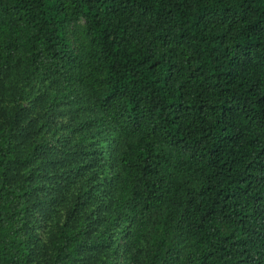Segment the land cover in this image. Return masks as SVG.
<instances>
[{
    "label": "trees",
    "instance_id": "trees-1",
    "mask_svg": "<svg viewBox=\"0 0 264 264\" xmlns=\"http://www.w3.org/2000/svg\"><path fill=\"white\" fill-rule=\"evenodd\" d=\"M0 264H264V0H0Z\"/></svg>",
    "mask_w": 264,
    "mask_h": 264
}]
</instances>
